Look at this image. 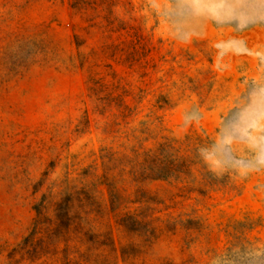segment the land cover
<instances>
[{"label": "rangeland", "instance_id": "374dc122", "mask_svg": "<svg viewBox=\"0 0 264 264\" xmlns=\"http://www.w3.org/2000/svg\"><path fill=\"white\" fill-rule=\"evenodd\" d=\"M0 264H264V0H0Z\"/></svg>", "mask_w": 264, "mask_h": 264}, {"label": "trees", "instance_id": "16d2710c", "mask_svg": "<svg viewBox=\"0 0 264 264\" xmlns=\"http://www.w3.org/2000/svg\"><path fill=\"white\" fill-rule=\"evenodd\" d=\"M179 163V160L177 161V165H174L172 161L171 163L167 162L166 165H163L160 167V169H158L160 175H158L156 178L168 179L173 173H180L183 170L182 168H184L185 160L182 159L181 165L178 166Z\"/></svg>", "mask_w": 264, "mask_h": 264}, {"label": "crops", "instance_id": "0c3cea01", "mask_svg": "<svg viewBox=\"0 0 264 264\" xmlns=\"http://www.w3.org/2000/svg\"><path fill=\"white\" fill-rule=\"evenodd\" d=\"M243 71H245V72H243L244 75H246V76H249L250 75V73H248L249 70L243 69ZM225 77H228V80L230 78V80L227 82L229 84V87H234V85H235V77L231 73H230V75H228V74L226 75L225 74ZM217 112H218V110H216V111L213 110L212 112H210L209 113L211 115L210 118L213 119V117H215V114H217Z\"/></svg>", "mask_w": 264, "mask_h": 264}]
</instances>
